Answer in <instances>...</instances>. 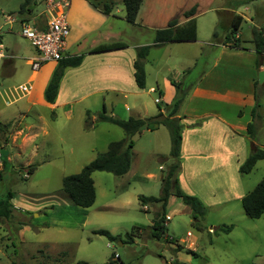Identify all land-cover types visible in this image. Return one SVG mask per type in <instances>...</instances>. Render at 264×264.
Here are the masks:
<instances>
[{
	"label": "rangeland",
	"instance_id": "374dc122",
	"mask_svg": "<svg viewBox=\"0 0 264 264\" xmlns=\"http://www.w3.org/2000/svg\"><path fill=\"white\" fill-rule=\"evenodd\" d=\"M23 2L0 0L1 42L3 45L15 43L19 47L18 55L27 57L33 51L30 45L14 34L4 32L7 27L3 26V15L12 14L16 20L20 18L18 10ZM113 3L114 15L122 18L121 0H113ZM28 7L30 11L21 14L26 22L43 12L44 0H30ZM192 7L198 14L194 50L189 52L169 45L159 61L157 58L162 50H153L150 63L145 67L146 83L156 90L143 96L147 111L131 98L125 102L120 96H108L105 100L108 115L112 111L114 117L125 120L151 117L159 109L167 110L174 99L170 104L164 103L157 93L158 86L162 89L165 81L172 86L174 98L183 94L184 100L190 92V82L217 54L216 48L205 46L204 42L224 41L230 34L231 29L224 22L227 16L221 15L219 10L233 9L244 18L236 32L240 35L241 48L251 43L254 26L264 24V17H259L264 13V0H141L135 24L123 22L126 33L122 38L127 43H151L154 38L151 28L164 29L172 20H183V13ZM16 31L18 27L14 24L12 33ZM214 33L216 37H213ZM188 60L191 63H187L189 65L182 73L179 68L186 66ZM13 61L14 71L0 79V151L1 164H4L0 166V200L8 201L12 209L9 220H0V264H171L175 260L184 264H264V214L252 220L237 202L206 207L204 217L194 218L179 199L170 197L166 208V215L170 217L165 223L169 243L151 237V221L160 206L148 205L144 210L138 197L160 196L161 179L171 163L170 134L164 126L161 131L165 132L161 133H165V137L144 133L132 138L131 170L127 176L92 173L95 200L90 208L81 209L73 204L71 207L45 205L51 196L56 197L62 192L64 177L79 173L97 154L106 152L109 143L123 140L125 134L120 128L96 122L89 115L77 117L74 114L69 121L61 115L52 118L46 109L30 106L29 94L11 98L14 89L27 83L30 74L24 59ZM178 74L182 80L180 85L177 84ZM183 100L178 108L181 112ZM101 103L98 100L90 105L93 114L101 111ZM124 103L126 106L123 107ZM124 108H127L126 112ZM35 111L44 117L47 134L42 136L39 132L33 140L24 141L22 137L29 133L27 126L37 123ZM87 118L93 124L89 130L85 129ZM150 148L164 155H150ZM31 165L34 171L28 173ZM26 173L27 178H24ZM148 174L154 177L149 178ZM262 179L264 159L243 175L242 187L248 193ZM120 198H125L128 205L111 204ZM133 227L140 229L139 236H131ZM221 227H230V230L225 233ZM97 230H105L120 239L109 242L96 235ZM187 250L191 253H186Z\"/></svg>",
	"mask_w": 264,
	"mask_h": 264
},
{
	"label": "crops",
	"instance_id": "0c3cea01",
	"mask_svg": "<svg viewBox=\"0 0 264 264\" xmlns=\"http://www.w3.org/2000/svg\"><path fill=\"white\" fill-rule=\"evenodd\" d=\"M30 9L28 8V12ZM218 12L221 15L222 13L226 14L224 22L230 29L233 18L240 16L233 9H221ZM197 15H194L195 20ZM19 17L15 23L18 29L19 21H25L22 15ZM123 17L114 15L113 10L105 15L95 9L87 0H71L67 15L70 31L66 40L65 55L68 57L82 56V61L79 66L67 68L64 71L52 104L45 102L43 92L57 63H44L37 72L30 70L27 78V83L31 85L28 95L30 96L28 101L30 106H40L46 109L51 113L52 118L61 115L66 121H69L76 114L77 117L89 115L94 120L95 115L103 110L105 115L113 116L112 111L109 115L106 113L105 100L108 96L115 98L120 96L125 102L131 98L133 102H137L147 111L143 96L154 93L156 90L146 83V79L143 89L136 86L132 64L136 58V49L152 45L153 41L151 43L125 42L122 38L126 33L123 25V22L126 21ZM240 17L242 23L244 18ZM259 17H264V13H260ZM250 21H253V18ZM185 22L186 20L183 19L178 24L181 25ZM28 23H34L43 29L42 12L31 17V21ZM254 28L263 29L264 24L255 25ZM156 30L158 28H151L154 36ZM15 33L8 34L18 37ZM235 38L239 41L240 35L236 34ZM196 42L167 43L151 48L144 60V71L146 65L150 63L153 50H162L157 58L159 61L167 46L174 45L177 49L190 52L194 50ZM113 43H123L125 47L112 51L91 52L99 45ZM203 45L216 48L217 54L212 58L207 68L198 74L196 80L193 79L190 82V92L183 100V111H178L176 115L182 127L180 169L177 174V182L184 194L197 197L205 207L213 208L233 202L240 203L247 192L242 187L243 175L239 174L238 169L254 149L264 150V93L262 94L264 87H261L264 86V81L262 84L258 83V73L264 71V65H256L257 55L251 43L246 48H233L229 44H223V41L213 44L204 42ZM4 48L9 57L2 64L1 77L14 71L13 60L15 58L24 59V63L30 67V61L36 57L32 47L33 51L27 57L18 55L19 47L15 43L4 45ZM185 62L186 66L179 68L182 73H185L184 69L189 65L187 63H191L189 60ZM157 64L158 62L155 66ZM180 77L181 75L178 74V81L176 80L178 85L182 82ZM191 83L194 84L191 85ZM170 87H172L170 83L166 84L165 81L162 89L159 86L157 88L161 101L167 104H170L175 96V92ZM151 89L155 91L151 92ZM255 93L259 95L261 121L256 134L250 140L246 133V127L252 121L250 112L254 106ZM98 100L102 102L101 111L93 114L90 105L95 104ZM124 106H126L125 103ZM126 110L127 108H124V112ZM34 113L37 123L27 126L29 133L24 138L22 137L24 141L33 140L39 132L42 133V136L47 134L44 128L46 125L44 117L39 111ZM144 113L146 115V112ZM161 130L160 126L154 131H143L139 137L144 133L162 134L165 137V133H161L165 131ZM250 147H254V149H250ZM148 154L164 155L155 148H150ZM130 170L131 167L123 176H127ZM147 177L153 178L154 176L148 174ZM50 198V202L45 205L72 206V202L63 191L57 193L56 197L51 196ZM114 201L111 203L112 205L116 203L120 207L128 205L125 198ZM146 208L147 206L143 209L146 210ZM169 217L166 215V219Z\"/></svg>",
	"mask_w": 264,
	"mask_h": 264
},
{
	"label": "trees",
	"instance_id": "16d2710c",
	"mask_svg": "<svg viewBox=\"0 0 264 264\" xmlns=\"http://www.w3.org/2000/svg\"><path fill=\"white\" fill-rule=\"evenodd\" d=\"M95 9L100 10L105 15H108L114 8L113 0H87ZM124 7V20L129 24H134L138 10L140 8L141 0H121ZM30 0H24L18 10V15L28 10ZM195 7L185 11L183 17L185 23L179 25L177 21H170L166 28L158 29L155 31V36L152 45L143 46L136 49V58L133 61V77L136 86L143 89L145 86V71L144 60L148 52L153 47H159L167 43H181L193 42L196 40V21L194 18ZM242 18L235 16L231 23V30L229 36L224 37L223 44H229L233 48H241L237 38L236 32L240 27ZM26 22V21H25ZM40 28V27H39ZM216 37V34H213ZM251 43L257 55V66L264 65V31L262 29L253 28L251 30ZM125 47L123 43H113L107 45H99L92 49V53L112 51L122 49ZM82 56L64 57L59 60L53 70L51 77L44 89L43 98L46 103L52 104L56 98L60 80L67 68H74L80 65ZM264 91L262 92V94ZM183 94L176 95L174 101L167 110L158 112L151 117L146 118H128L126 120L117 119L113 116L105 115V111L95 115L96 122L108 123L120 128L125 138L118 142H111L107 146L104 153L97 154L96 157L84 166L79 173L64 177L61 181V190L67 195L72 204L81 209L90 208L95 200V191L91 175L94 172H107L116 177H121L129 170L131 163V148L133 146L132 138L139 135L143 131H154L160 126L168 129L170 134V152L171 159L170 165L167 167L164 177L161 179V192L160 196H139L138 202L141 207L148 205H159V211L155 212L150 225V235L156 240L163 239L169 243V237L166 236V208L170 197L179 199L191 212L194 218L204 217L207 209L202 202L194 196L184 194L177 182V174L180 169V145H181V125L179 118L176 117L178 108L183 100ZM259 95L254 94V106L250 112L252 121L246 127V133L250 140L253 139L257 132L258 126L261 121L259 114ZM88 116V115H87ZM89 117V116H88ZM90 118L86 119L85 129L89 130L93 124L89 123ZM4 127L3 125H1ZM264 159L263 149H254L246 160L240 165L238 172L240 175L248 174L255 166V164ZM4 165V164H3ZM2 165V166H3ZM34 171L33 166H29L28 173ZM244 214L252 219H259L264 214V179H262L251 191L246 193L240 201ZM12 216V209L8 201L0 200V220H9ZM222 232H228L230 227H221ZM96 235L105 237L109 242H115L120 239L119 236H112L105 230H97L94 232ZM140 235V229L133 227L131 236ZM131 236H128L129 241H132ZM174 242L173 239H170ZM176 248V252L179 251ZM186 253H191L187 250ZM62 256H65L62 254ZM49 259V257H47ZM80 264V263H77ZM171 264H184L178 260L173 261Z\"/></svg>",
	"mask_w": 264,
	"mask_h": 264
},
{
	"label": "built area",
	"instance_id": "2783aa9c",
	"mask_svg": "<svg viewBox=\"0 0 264 264\" xmlns=\"http://www.w3.org/2000/svg\"><path fill=\"white\" fill-rule=\"evenodd\" d=\"M71 0H44V28H39L34 23L19 21V29L15 33L18 37L25 39L35 50L36 57L30 61V70L37 72L42 64L47 62H58L66 57V40L69 35V24L67 21L68 10ZM3 26L7 27L4 31L12 33V26L17 23L15 16L12 14L3 15ZM3 28L0 25V71L3 62L9 57L2 44ZM1 79V74H0ZM31 91L30 83H25L16 87L11 98L24 97ZM151 89V92H154ZM14 98V100L16 99ZM158 103V101H155ZM0 151V166H1ZM28 173L24 174L27 178Z\"/></svg>",
	"mask_w": 264,
	"mask_h": 264
},
{
	"label": "water",
	"instance_id": "95a60500",
	"mask_svg": "<svg viewBox=\"0 0 264 264\" xmlns=\"http://www.w3.org/2000/svg\"><path fill=\"white\" fill-rule=\"evenodd\" d=\"M264 81V71H260L258 73V83L262 84V82ZM251 149H254V147H250Z\"/></svg>",
	"mask_w": 264,
	"mask_h": 264
}]
</instances>
